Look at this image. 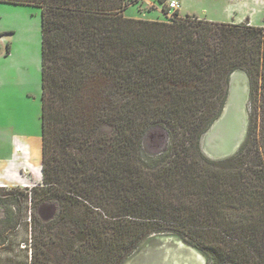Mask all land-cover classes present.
<instances>
[{
    "label": "trees",
    "instance_id": "obj_1",
    "mask_svg": "<svg viewBox=\"0 0 264 264\" xmlns=\"http://www.w3.org/2000/svg\"><path fill=\"white\" fill-rule=\"evenodd\" d=\"M0 2L41 9L40 188L65 202L68 264H119L154 232L187 238L213 264H264L263 26L132 18L127 0ZM239 69L250 82L245 138L202 164L189 136L202 158L198 134L220 111L213 97ZM156 124L180 134L162 164L141 153Z\"/></svg>",
    "mask_w": 264,
    "mask_h": 264
},
{
    "label": "rangeland",
    "instance_id": "obj_2",
    "mask_svg": "<svg viewBox=\"0 0 264 264\" xmlns=\"http://www.w3.org/2000/svg\"><path fill=\"white\" fill-rule=\"evenodd\" d=\"M127 1L129 4L123 14L132 18L170 21L175 17H186L191 21L242 22L246 25L264 27V0H176L183 5L181 14L178 13V9L177 14L174 13V10L167 4L168 0L163 2L169 8L166 13L163 12V3L159 0ZM232 5L236 13L228 16V8ZM192 12H197L196 14L200 16L191 14ZM40 15L41 9L38 6L0 2V50L5 51L6 44H8L9 49L14 51L18 59L24 57L29 65L32 64L26 72V77H22L14 87L13 102L9 103L8 98L5 99L6 96L0 94V124L8 130L11 127L13 131L34 138L38 137L41 130V102L38 92L41 57ZM218 91V95L216 93L213 97L215 104L212 111L221 109L219 105L226 95L225 91L224 96H221L223 89ZM5 100L7 103H4ZM8 104L11 107L7 109ZM209 122L200 130L198 137L208 128ZM176 136L180 137V134L176 135L172 128L164 124L150 126L142 136V155L153 158L152 160L159 164L167 162L168 154L174 145V138L177 139ZM192 138L193 136L190 135L189 151L200 163L208 164L207 160H221L211 159L204 155L200 144L198 152L202 158L194 154L192 144L195 140L193 141ZM197 138L196 141H198ZM256 140L259 141V139ZM6 145H3L0 153L5 150ZM27 146L24 139L18 138L9 157L0 159V193L6 196L1 201L2 208L0 206V264H41L42 259H45L46 264H68L70 258L64 245L68 238L73 236L71 233L68 234L64 228L65 221L61 223L57 214L66 210L65 202L60 203L55 195L41 190V164L39 161L28 160L25 151L21 148ZM35 187L38 190L33 192L32 189ZM30 190L32 198H29ZM70 202L72 207H69V212L71 216L78 219V197L72 198ZM64 215L66 217V214ZM70 227L74 229L72 225ZM40 231H45V239L42 243L38 240L34 242L33 236L38 235ZM156 240L162 243L179 241L183 246L189 247L202 257L201 264H213L203 252L192 246L187 238H181L172 232L148 234L119 264H133L134 262H131L133 256L139 252L141 246Z\"/></svg>",
    "mask_w": 264,
    "mask_h": 264
},
{
    "label": "bare ground",
    "instance_id": "obj_3",
    "mask_svg": "<svg viewBox=\"0 0 264 264\" xmlns=\"http://www.w3.org/2000/svg\"><path fill=\"white\" fill-rule=\"evenodd\" d=\"M231 79L230 95L225 96L216 116L218 119L200 136L199 142L204 148L202 153L207 157L213 158L215 154H222L234 148L231 146L233 143L228 142L230 145H227V138L233 135L238 120L240 84H245V77L241 71L237 70L231 75ZM223 134L225 136L227 134V137L222 142L221 135ZM157 241L159 240L152 241L148 245L143 244L131 262H134L133 264H201L202 257L189 247L183 246L179 241L176 243Z\"/></svg>",
    "mask_w": 264,
    "mask_h": 264
},
{
    "label": "crops",
    "instance_id": "obj_4",
    "mask_svg": "<svg viewBox=\"0 0 264 264\" xmlns=\"http://www.w3.org/2000/svg\"><path fill=\"white\" fill-rule=\"evenodd\" d=\"M233 6L234 5L228 8V11H227L228 16L235 15L236 13V10H233ZM182 8H183V5L179 4V8H178L179 14H181ZM196 13L197 12H192L191 14H196ZM196 15H199V14H196ZM5 51H6V48H5ZM5 51L0 50V94L5 95L6 96L5 99L8 98L9 103H11L13 102V93L15 90L14 87L17 86L18 81H20L22 77L24 76L26 77V72L29 70L30 67H32V64L29 65L28 61H25L24 57H21L18 59L14 55V51L12 49H8L7 53H5ZM40 56H41V51H40ZM39 71H40V80H39V91L38 92H39V98H40V95H41V57H40ZM40 102H41V99H40ZM4 103H7V100H5ZM6 107L8 109V107L10 108L11 105L8 104L6 105ZM18 138L24 139V141H26V144L28 146L34 147L35 152L37 154L36 158H38L36 161L37 162L39 161V164H41L40 163L41 162V136L40 134L36 138H34L33 136H25L16 131H13L11 127L8 130L6 127L2 126V124H0V150L4 144H7V145H6L5 150L0 153V159L9 157L10 151L13 150L14 143L15 141L18 140Z\"/></svg>",
    "mask_w": 264,
    "mask_h": 264
},
{
    "label": "water",
    "instance_id": "obj_5",
    "mask_svg": "<svg viewBox=\"0 0 264 264\" xmlns=\"http://www.w3.org/2000/svg\"><path fill=\"white\" fill-rule=\"evenodd\" d=\"M235 71H237V70L232 71L229 74V77H228L227 90H226V95L227 96L230 95V87H231L230 83L232 82L231 75ZM239 71H241V70H239ZM241 72L243 73V75L245 77V84H240L241 85V89H240V92H239L238 110H237L238 120L236 122V126L234 127L233 135H231L230 137L227 138V145H230V144H228V142L233 143L231 146H233L234 148L231 149V150H228L227 152H224L222 154H215L213 158L209 157L211 159H223V158H226V157H229V156L233 155L239 149L240 145L242 144V142H243V140L245 138V135H246V132H247V126H248L249 81H248V77L245 74V72L244 71H241ZM224 100H225V98H224ZM245 101L247 102L246 104H245ZM217 119L218 118L215 117L212 120V122L210 123V125L208 126V128H210ZM227 134H226V136L224 134L221 135V141L222 142H223L224 139H226ZM200 147H201V150L203 151L204 148H203V146H201V144H200Z\"/></svg>",
    "mask_w": 264,
    "mask_h": 264
},
{
    "label": "built area",
    "instance_id": "obj_6",
    "mask_svg": "<svg viewBox=\"0 0 264 264\" xmlns=\"http://www.w3.org/2000/svg\"><path fill=\"white\" fill-rule=\"evenodd\" d=\"M167 4L172 10H177L179 8V3L176 0H168Z\"/></svg>",
    "mask_w": 264,
    "mask_h": 264
}]
</instances>
